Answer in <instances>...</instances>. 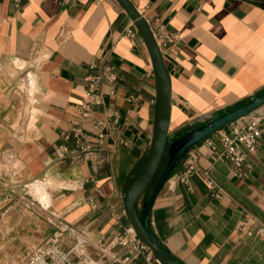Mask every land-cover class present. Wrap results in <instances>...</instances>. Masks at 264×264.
Here are the masks:
<instances>
[{
	"label": "crops",
	"instance_id": "1",
	"mask_svg": "<svg viewBox=\"0 0 264 264\" xmlns=\"http://www.w3.org/2000/svg\"><path fill=\"white\" fill-rule=\"evenodd\" d=\"M130 1L160 35L169 136L264 88V0ZM107 68L115 80L102 79L103 104L84 119L87 77ZM155 110L150 55L116 0H0V174L34 202L2 212L9 200L0 189V260H24L61 219L83 237L91 264H102L98 246L129 225L122 197L149 148ZM253 112L261 136L243 178L199 142L189 151L199 168L189 184L177 179L180 162L152 203L150 230L183 264H264V239L237 233L244 219L264 222V103ZM97 119L106 122L101 130L93 127ZM75 122L96 150L93 161L56 155L61 143L72 148L61 133ZM203 169L217 188L205 185ZM60 242L67 249L74 239L63 234Z\"/></svg>",
	"mask_w": 264,
	"mask_h": 264
},
{
	"label": "built area",
	"instance_id": "2",
	"mask_svg": "<svg viewBox=\"0 0 264 264\" xmlns=\"http://www.w3.org/2000/svg\"><path fill=\"white\" fill-rule=\"evenodd\" d=\"M129 34L132 29L127 30ZM157 46H159L160 35L152 31ZM110 82L115 80V75L106 69L105 74L88 76V86L80 104V114L82 118L93 116L96 112L95 107L103 104V96L100 92L102 79ZM241 121L237 122V120ZM106 122L97 119L93 127L101 130ZM261 136L256 114L251 111L248 114L230 123L229 127L224 126L219 130L204 138L201 142L211 152L212 158L222 159L227 164L230 171L237 178H243L246 167V157L251 152ZM64 141L72 140V148L67 144L61 143L56 148V155L62 159L68 157L70 162L93 161L95 160L96 150L88 141V136L82 127V123L75 122L68 131L61 133ZM98 142L103 137L102 132L97 133ZM198 157L196 153H190L181 161L182 168L177 173V179L183 184L188 185L193 174L199 171L197 167ZM202 179L210 189L217 188V184L211 177L207 169L202 171ZM0 189L8 195L9 204L2 211L10 206L21 209L34 206L33 200L20 192L7 179L0 174ZM252 218L242 220L238 227V235H257L264 239V222L253 223ZM254 224L253 227L251 225ZM55 227L48 239L38 247L29 252L24 260L16 264H91L92 260L88 254L82 250L83 237L79 232L61 219L53 221ZM74 239V243L67 249L61 245L62 235ZM98 251L103 257L102 264H131L136 259H141L143 264H161L154 256L151 249L137 238L136 233L130 225L123 226L116 231L107 244L98 246Z\"/></svg>",
	"mask_w": 264,
	"mask_h": 264
},
{
	"label": "water",
	"instance_id": "3",
	"mask_svg": "<svg viewBox=\"0 0 264 264\" xmlns=\"http://www.w3.org/2000/svg\"><path fill=\"white\" fill-rule=\"evenodd\" d=\"M116 1L133 21L148 50L156 84V110L152 138L141 165L132 175L124 191L122 197L124 215L128 224L133 227L137 238L151 249L161 264H183L150 230L147 219L152 203L170 173L185 158L192 147L223 126L248 114L264 103V88L246 101L204 120L179 137L169 136L171 90L161 52L149 24L131 1ZM149 188H151L149 195L138 205V201L148 192Z\"/></svg>",
	"mask_w": 264,
	"mask_h": 264
},
{
	"label": "rangeland",
	"instance_id": "4",
	"mask_svg": "<svg viewBox=\"0 0 264 264\" xmlns=\"http://www.w3.org/2000/svg\"><path fill=\"white\" fill-rule=\"evenodd\" d=\"M14 262H15L14 259H11V260L9 259L7 262H4V261L0 260V264H11V263H14Z\"/></svg>",
	"mask_w": 264,
	"mask_h": 264
},
{
	"label": "trees",
	"instance_id": "5",
	"mask_svg": "<svg viewBox=\"0 0 264 264\" xmlns=\"http://www.w3.org/2000/svg\"><path fill=\"white\" fill-rule=\"evenodd\" d=\"M180 135H178L177 137H179ZM177 137H174V138H177ZM161 167H162V165H161ZM161 167H160V169H161Z\"/></svg>",
	"mask_w": 264,
	"mask_h": 264
}]
</instances>
